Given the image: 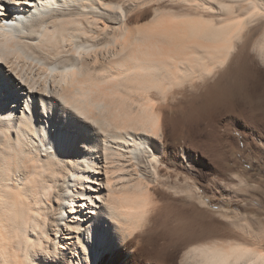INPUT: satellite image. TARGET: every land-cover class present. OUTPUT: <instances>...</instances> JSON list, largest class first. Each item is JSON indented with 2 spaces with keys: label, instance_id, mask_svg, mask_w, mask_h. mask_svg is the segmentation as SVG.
Listing matches in <instances>:
<instances>
[{
  "label": "bare ground",
  "instance_id": "bare-ground-1",
  "mask_svg": "<svg viewBox=\"0 0 264 264\" xmlns=\"http://www.w3.org/2000/svg\"><path fill=\"white\" fill-rule=\"evenodd\" d=\"M250 52L264 64V0H3L0 264L151 246L169 264H264V221L201 226L209 204L170 159L199 113L254 99Z\"/></svg>",
  "mask_w": 264,
  "mask_h": 264
},
{
  "label": "rangeland",
  "instance_id": "rangeland-1",
  "mask_svg": "<svg viewBox=\"0 0 264 264\" xmlns=\"http://www.w3.org/2000/svg\"><path fill=\"white\" fill-rule=\"evenodd\" d=\"M250 55L254 56L251 52ZM243 71L247 81L250 78L255 82L254 99L238 95L240 102H234L235 105L233 102H226L221 108L211 105L206 112L199 113L194 128L184 130L185 137L181 136L179 144H170V159L180 172L192 177L209 204L195 211L198 223L215 232L228 222L220 210L264 221V153L259 151L264 140V64L254 56ZM237 113L252 119L244 120ZM165 171L164 166L162 172ZM153 248L124 252L120 259L117 256L114 259L118 264H169L164 261L163 250L161 253V249Z\"/></svg>",
  "mask_w": 264,
  "mask_h": 264
},
{
  "label": "snow or ice",
  "instance_id": "snow-or-ice-1",
  "mask_svg": "<svg viewBox=\"0 0 264 264\" xmlns=\"http://www.w3.org/2000/svg\"><path fill=\"white\" fill-rule=\"evenodd\" d=\"M24 2L25 3H29L30 0H24ZM31 2H34V0H31ZM2 3H3V0H0V5H2ZM56 3H62V0H56ZM0 66H3V65H0ZM112 71L114 72L115 69H112ZM18 82L20 83V81H18ZM4 115H6V114L0 113V117H2ZM237 115L241 116V118L244 119V120H251L252 119L251 117L246 116V115H243V114H240V113H237ZM13 123H15V121H13ZM259 151L261 153H264V140H262L261 143H260V145H259ZM81 167H83V165H81ZM82 186L85 189V192L81 194L82 197H83L82 198V203L86 207L94 208L96 205L99 204V201L96 198H92V199H89L88 198V189L92 187L91 183L88 182V181H84V182H82ZM66 211H67V209H66ZM108 215H109V218H111V213H108ZM113 224L116 227L117 232L120 234V236L122 238V242H126L127 239H128V237L123 234L122 230L119 227V222L113 220ZM40 252L43 253V254H45V255H48V256H52L53 255V253L51 251V248H49V250L47 251V253H44V250L43 249H40Z\"/></svg>",
  "mask_w": 264,
  "mask_h": 264
}]
</instances>
